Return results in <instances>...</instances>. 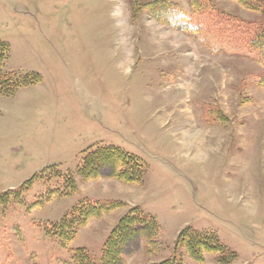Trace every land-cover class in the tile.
<instances>
[{
  "label": "rangeland",
  "instance_id": "rangeland-1",
  "mask_svg": "<svg viewBox=\"0 0 264 264\" xmlns=\"http://www.w3.org/2000/svg\"><path fill=\"white\" fill-rule=\"evenodd\" d=\"M155 1L0 0V75L40 78L0 94V264H75L77 248L99 263L133 207L159 231L154 249L130 242L123 264H264V65L214 21L264 25V0L258 10L205 0L223 18L196 34L159 21L145 8ZM110 146L143 162L139 184L107 178L110 164L97 179L78 175L82 158ZM91 202L122 205L62 245V219ZM184 229L234 258L195 262L176 244Z\"/></svg>",
  "mask_w": 264,
  "mask_h": 264
},
{
  "label": "trees",
  "instance_id": "trees-1",
  "mask_svg": "<svg viewBox=\"0 0 264 264\" xmlns=\"http://www.w3.org/2000/svg\"><path fill=\"white\" fill-rule=\"evenodd\" d=\"M193 8V14L187 16L170 0H156L145 6L150 13H157L159 21L168 23L173 28L183 30L188 33L196 34L198 31H204L209 25L212 17L223 18V14L214 13L213 8L205 0H188ZM241 6L249 10H258L259 0H235ZM213 10V11H211ZM211 13H214V16ZM222 16V17H221ZM218 21L220 25L224 23L231 36L229 40L236 46L246 45L253 52L258 61L264 65V25L249 24L247 27L235 29L229 26L223 19ZM241 31V34H240ZM240 36L242 38H240ZM9 55L7 44L0 42V70ZM35 77V79L33 78ZM40 78L36 74H27L21 78L15 77V74L8 72L0 75V94L10 96L18 87L37 85ZM135 156L128 154L114 147H103L94 152L88 153L82 158L77 173L83 179L93 180L101 176V170L104 165L110 164L111 169L107 178L117 180L121 183L134 185L140 183V176L143 175V162H140ZM142 173H141V172ZM8 193H0V201L4 204ZM119 202L89 203L88 205H79L75 207L67 216L69 219H62L58 226V238L62 245H66L75 235V230L80 228L89 220L107 215L113 210L121 207ZM75 228H74V227ZM71 232L68 236L67 232ZM159 226L154 217L145 214L139 208H131L117 223L105 240L101 250V260L96 263L94 258L84 248H77L74 252L75 264H123V256L127 251L130 242L138 239H144L147 245L154 249ZM177 246L181 245L186 250L188 256L197 263H201L206 254H215L224 259L223 263H229L234 258V253L222 245L218 239L209 233L197 232L195 230L184 229L178 236ZM154 264H182L175 257Z\"/></svg>",
  "mask_w": 264,
  "mask_h": 264
}]
</instances>
